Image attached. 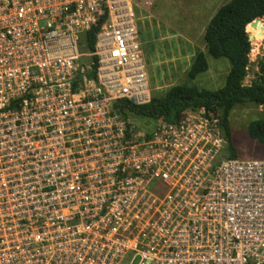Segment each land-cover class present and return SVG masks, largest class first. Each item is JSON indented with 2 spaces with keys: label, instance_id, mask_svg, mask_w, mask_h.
<instances>
[{
  "label": "built area",
  "instance_id": "1",
  "mask_svg": "<svg viewBox=\"0 0 264 264\" xmlns=\"http://www.w3.org/2000/svg\"><path fill=\"white\" fill-rule=\"evenodd\" d=\"M138 7L0 0V264H264V159L122 109L153 98Z\"/></svg>",
  "mask_w": 264,
  "mask_h": 264
},
{
  "label": "rangeland",
  "instance_id": "2",
  "mask_svg": "<svg viewBox=\"0 0 264 264\" xmlns=\"http://www.w3.org/2000/svg\"><path fill=\"white\" fill-rule=\"evenodd\" d=\"M229 1L139 0L138 25L153 97H161L171 87L180 84L211 90L225 84L231 64L227 58L209 54L204 34L210 19ZM259 26H264V20H260L252 27L251 34ZM251 42V64L246 84L256 78L259 60L264 56V39L257 43ZM85 46L82 47L83 51H87ZM201 51L205 52L209 65L206 71L192 80L188 76V71L196 55ZM83 60L89 62L88 58ZM130 117L135 124L143 128L153 126L156 122L133 114ZM262 118L264 106L247 103L234 107L229 118L232 143L236 150L233 157L264 159V143L251 138L248 130L252 121Z\"/></svg>",
  "mask_w": 264,
  "mask_h": 264
},
{
  "label": "trees",
  "instance_id": "3",
  "mask_svg": "<svg viewBox=\"0 0 264 264\" xmlns=\"http://www.w3.org/2000/svg\"><path fill=\"white\" fill-rule=\"evenodd\" d=\"M257 18H264V0H230L222 5L210 19L205 29L204 39L209 54L227 58L231 64L225 84L215 90L197 86L175 85L161 96H154L150 102L135 104L124 101L123 110L127 114L152 120L165 119L176 122L189 109H202L221 118L227 134L232 156L236 155L232 143L230 114L235 106L254 103L264 106V56L259 60L257 76L251 83L245 80L250 70L252 41H255L251 24ZM99 26L88 32V44L95 48ZM209 62L205 52H199L188 76L196 79L206 71ZM96 67V66H95ZM251 138L264 143V118L252 121L248 126Z\"/></svg>",
  "mask_w": 264,
  "mask_h": 264
},
{
  "label": "bare ground",
  "instance_id": "4",
  "mask_svg": "<svg viewBox=\"0 0 264 264\" xmlns=\"http://www.w3.org/2000/svg\"><path fill=\"white\" fill-rule=\"evenodd\" d=\"M253 37L255 39V42L257 43L261 39H264V26H259L253 31ZM250 36V35H249Z\"/></svg>",
  "mask_w": 264,
  "mask_h": 264
},
{
  "label": "water",
  "instance_id": "5",
  "mask_svg": "<svg viewBox=\"0 0 264 264\" xmlns=\"http://www.w3.org/2000/svg\"><path fill=\"white\" fill-rule=\"evenodd\" d=\"M260 19H261V18H257V19H255L254 21L251 22V24L255 25ZM249 38H250V40L252 41V38H251V37H249Z\"/></svg>",
  "mask_w": 264,
  "mask_h": 264
},
{
  "label": "crops",
  "instance_id": "6",
  "mask_svg": "<svg viewBox=\"0 0 264 264\" xmlns=\"http://www.w3.org/2000/svg\"><path fill=\"white\" fill-rule=\"evenodd\" d=\"M262 20H264V18H261Z\"/></svg>",
  "mask_w": 264,
  "mask_h": 264
},
{
  "label": "snow or ice",
  "instance_id": "7",
  "mask_svg": "<svg viewBox=\"0 0 264 264\" xmlns=\"http://www.w3.org/2000/svg\"><path fill=\"white\" fill-rule=\"evenodd\" d=\"M115 54V53H114Z\"/></svg>",
  "mask_w": 264,
  "mask_h": 264
}]
</instances>
